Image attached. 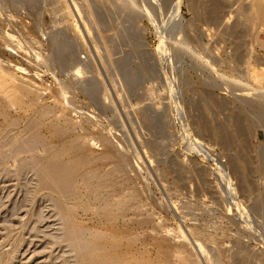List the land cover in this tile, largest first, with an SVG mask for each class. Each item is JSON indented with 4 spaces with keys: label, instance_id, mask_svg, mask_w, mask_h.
<instances>
[{
    "label": "rangeland",
    "instance_id": "rangeland-1",
    "mask_svg": "<svg viewBox=\"0 0 264 264\" xmlns=\"http://www.w3.org/2000/svg\"><path fill=\"white\" fill-rule=\"evenodd\" d=\"M249 2L0 0V264H264Z\"/></svg>",
    "mask_w": 264,
    "mask_h": 264
},
{
    "label": "bare ground",
    "instance_id": "bare-ground-1",
    "mask_svg": "<svg viewBox=\"0 0 264 264\" xmlns=\"http://www.w3.org/2000/svg\"><path fill=\"white\" fill-rule=\"evenodd\" d=\"M250 5H249V11H250V13L251 14H249V12H248V14H249V16H253V19L254 20H256V19H258V20H264V0H250ZM36 5V4H35ZM52 6V5H51ZM33 7V6H32ZM33 10V9H32ZM245 11V10H244ZM247 14V13H246ZM248 14H247V18H248ZM250 19V18H249ZM251 20V19H250ZM260 22V21H259ZM73 23V22H72ZM75 23V22H74ZM256 24H257V22H255ZM262 23V22H261ZM248 24V23H247ZM253 24H254V21H253ZM255 25V24H254ZM257 26V25H256ZM261 26H262V24H261ZM253 28V27H252ZM56 44V43H55ZM61 45V44H60ZM53 47V46H52ZM239 48V47H238ZM262 67V66H261ZM246 68V67H245ZM248 69V68H247ZM254 71V70H253ZM249 72H250V70H249ZM260 73H262V72H260ZM247 74V73H246ZM256 74V73H255ZM261 75V74H260ZM249 76V75H248ZM251 76V75H250ZM249 76V77H250ZM259 77V76H258ZM257 77V78H258ZM247 78V77H246ZM262 86V85H261ZM253 93V92H252ZM258 93V92H257ZM262 94H264V93H262ZM261 94V98L259 97V99H261L260 101H262V100H264V95H262ZM247 95V94H246ZM245 95V96H246ZM258 95V94H257ZM258 96H260V93H259V95ZM249 97V96H248ZM258 99V98H257ZM253 101H255V100H253ZM257 101V100H256ZM147 102V101H146ZM149 102V101H148ZM243 102V101H242ZM150 103V102H149ZM254 104H258V103H256V102H253ZM252 103V104H253ZM261 103H264V101H262ZM151 104V103H150ZM251 104V103H250ZM251 104V105H252ZM249 106V105H248ZM145 108V107H144ZM143 109V108H142ZM262 109V108H261ZM140 110V109H139ZM144 110V109H143ZM253 110V109H252ZM255 112V111H254ZM256 113V112H255ZM262 114V113H261ZM250 115H251V113H250ZM254 115V114H253ZM256 116V115H255ZM261 116V115H260ZM251 117V116H250ZM251 119V118H250ZM257 124V123H256ZM251 125V124H250ZM249 126V125H248ZM249 128V127H248ZM262 130H264V129H262ZM250 132V131H249ZM254 135V134H253ZM261 145H262V143H261ZM262 149V148H261ZM260 156H261V154H260ZM261 160H262V158H261ZM260 162V161H259ZM259 166V165H258ZM261 168H262V171H264V163H262L261 165ZM51 168V167H50ZM55 168V167H54ZM260 168V169H261ZM46 169H47V167H46ZM59 169V168H58ZM51 170V169H50ZM49 170V171H50ZM57 170V169H56ZM60 171V170H59ZM58 171V172H59ZM62 171H60L59 173H61ZM64 172V171H63ZM258 172V171H257ZM54 173H55V171H54ZM57 173V172H56ZM262 173V172H261ZM63 174V173H62ZM52 175V174H51ZM54 175H56V174H54ZM64 175H65V173H64ZM79 175H80V173H79ZM50 176V175H49ZM58 176V175H57ZM59 176L61 177V174H59ZM55 178H57L56 176H54ZM70 232V231H69ZM65 234H68V233H65ZM70 236H68L67 238H69V237H71V232H70V234H69ZM77 234L75 233V236H76ZM75 236H73L72 235V238L74 237V239H75ZM82 236H83V234H82ZM78 238H80L79 236H77ZM66 238V239H67ZM73 239V240H74ZM82 239V238H81ZM83 240V239H82ZM72 241V240H71ZM84 241V240H83ZM82 241V242H83ZM69 242V241H68ZM75 242V241H74ZM72 243V242H71ZM69 244V243H68ZM81 244V243H80ZM72 245H74V243L72 244ZM83 245V244H82ZM74 247V246H73ZM77 247H79V246H77ZM81 247V246H80ZM86 247H87V245H86ZM76 248V247H75ZM74 249V248H73ZM80 249V248H79ZM77 250V249H76ZM81 250V249H80ZM68 251H69V249H68ZM73 251H75V250H73ZM78 251V250H77ZM70 252V251H69ZM79 252V251H78ZM78 252H76V253H78ZM80 252H82V251H80ZM84 252H86V251H84ZM85 254V253H84ZM84 254H82V255H84ZM248 256V255H247ZM246 257V256H245ZM79 258V257H78ZM77 258V259H78ZM85 258H86V256H85ZM85 258H82V260L81 259H78V262L79 261H81L80 263H82V264H87V262L84 260ZM240 258V257H239ZM244 259V258H243ZM241 260H242V258H241Z\"/></svg>",
    "mask_w": 264,
    "mask_h": 264
}]
</instances>
